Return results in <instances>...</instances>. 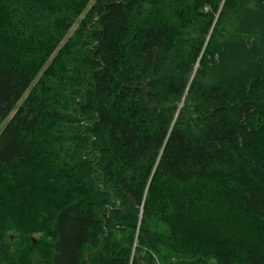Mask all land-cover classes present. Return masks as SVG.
<instances>
[{
  "label": "trees",
  "instance_id": "trees-1",
  "mask_svg": "<svg viewBox=\"0 0 264 264\" xmlns=\"http://www.w3.org/2000/svg\"><path fill=\"white\" fill-rule=\"evenodd\" d=\"M11 224L46 264H264V0H0L4 261Z\"/></svg>",
  "mask_w": 264,
  "mask_h": 264
},
{
  "label": "rangeland",
  "instance_id": "rangeland-1",
  "mask_svg": "<svg viewBox=\"0 0 264 264\" xmlns=\"http://www.w3.org/2000/svg\"><path fill=\"white\" fill-rule=\"evenodd\" d=\"M77 25L78 23L76 24V26ZM7 122L8 121H6L5 124ZM46 213L49 215L47 211ZM7 229H9V231L7 232L8 234H7V239H6L8 250H9L8 254L12 258L11 260L9 259L7 261H4L0 258V264H22L21 259L25 260L24 258L25 256L28 257L26 264H46L48 262L49 251H48L47 244L42 242L40 244L41 246L40 249H35L31 247L30 245L33 243H34L33 245H35V243L42 241L45 237L42 233L37 232V230H33L31 234L32 236L30 238V242H28L27 244H24L23 241L19 240L20 239L19 237L21 235L20 233L21 230L19 229V227L11 224L10 226L7 227ZM45 235L47 236V234ZM32 240H34V242ZM23 264H25V262H23ZM209 264H216V262L210 261Z\"/></svg>",
  "mask_w": 264,
  "mask_h": 264
}]
</instances>
